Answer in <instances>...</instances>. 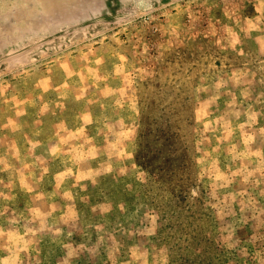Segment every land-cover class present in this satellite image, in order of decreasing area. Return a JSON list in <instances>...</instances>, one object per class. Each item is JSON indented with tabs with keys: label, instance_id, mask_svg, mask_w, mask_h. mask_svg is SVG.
I'll list each match as a JSON object with an SVG mask.
<instances>
[{
	"label": "rangeland",
	"instance_id": "rangeland-1",
	"mask_svg": "<svg viewBox=\"0 0 264 264\" xmlns=\"http://www.w3.org/2000/svg\"><path fill=\"white\" fill-rule=\"evenodd\" d=\"M0 264H264V0H0Z\"/></svg>",
	"mask_w": 264,
	"mask_h": 264
}]
</instances>
